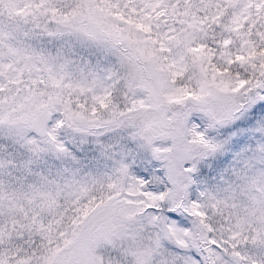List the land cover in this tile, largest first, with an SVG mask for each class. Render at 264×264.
<instances>
[{
    "label": "snow or ice",
    "instance_id": "1",
    "mask_svg": "<svg viewBox=\"0 0 264 264\" xmlns=\"http://www.w3.org/2000/svg\"><path fill=\"white\" fill-rule=\"evenodd\" d=\"M0 264H264V0H0Z\"/></svg>",
    "mask_w": 264,
    "mask_h": 264
}]
</instances>
